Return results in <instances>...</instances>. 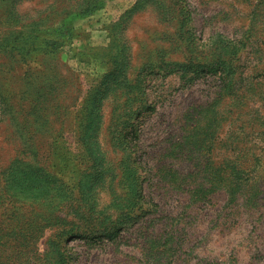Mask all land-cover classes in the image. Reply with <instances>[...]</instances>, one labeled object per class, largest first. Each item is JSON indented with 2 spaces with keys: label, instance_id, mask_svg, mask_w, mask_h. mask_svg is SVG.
<instances>
[{
  "label": "rangeland",
  "instance_id": "rangeland-1",
  "mask_svg": "<svg viewBox=\"0 0 264 264\" xmlns=\"http://www.w3.org/2000/svg\"><path fill=\"white\" fill-rule=\"evenodd\" d=\"M88 1L0 0V264H264V0Z\"/></svg>",
  "mask_w": 264,
  "mask_h": 264
},
{
  "label": "trees",
  "instance_id": "trees-1",
  "mask_svg": "<svg viewBox=\"0 0 264 264\" xmlns=\"http://www.w3.org/2000/svg\"><path fill=\"white\" fill-rule=\"evenodd\" d=\"M96 1L97 0H90V1H88L87 2V4L86 5H83L82 7H81V9H80V12L82 13V14H88V13H90L96 6H97V3H96ZM109 60H111L112 62H116L115 61V58L113 57V56H111V57H109ZM222 61H220V63H221ZM222 64H224V63H222ZM223 68V71H226V69H225V67H222ZM117 74V73H115V70H110V72L108 73L109 75H112V74ZM106 85H109L108 84V82L107 83H105ZM107 88V87H106ZM94 97H93V99H94V101H95V103L96 104H98L99 102H100V99L99 98H97L96 96L97 95H93ZM92 99V100H93ZM93 101H92V104H95ZM99 109V107H97V109L96 110H98ZM129 133H131V134H134V131L133 130H131V131H129ZM129 135V134H128ZM92 150H94V149H92ZM94 160L97 162V163H100V157L98 156V155H96V153H94ZM99 165V164H98ZM10 167H11V165H8L5 169L3 168L2 169V171H1V173H4L5 171H10ZM6 179H5V177H4V179H2V181H1V184H3V186L4 187H6L7 186V181H5ZM132 187H133V185H132ZM2 189V191L4 192L5 191V194L4 193H1L0 194V197H1V199H0V203L1 202H4L5 200H6V197H8L9 195H11V193L9 192V190H5L4 188H1ZM17 225H19V223L18 222H16L14 225H13V227H12V229H11V233H10V235L8 236L9 237V239H11L12 241H14V242H16L17 240H18V237H17V235L15 234V232H14V229L16 228V226ZM6 258L7 259H9V260H11V257L10 256H6Z\"/></svg>",
  "mask_w": 264,
  "mask_h": 264
}]
</instances>
